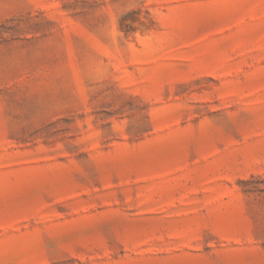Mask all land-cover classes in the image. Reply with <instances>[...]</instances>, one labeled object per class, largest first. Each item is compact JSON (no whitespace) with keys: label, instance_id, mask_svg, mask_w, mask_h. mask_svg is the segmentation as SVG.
<instances>
[{"label":"rangeland","instance_id":"374dc122","mask_svg":"<svg viewBox=\"0 0 264 264\" xmlns=\"http://www.w3.org/2000/svg\"><path fill=\"white\" fill-rule=\"evenodd\" d=\"M0 264H264V0H0Z\"/></svg>","mask_w":264,"mask_h":264}]
</instances>
